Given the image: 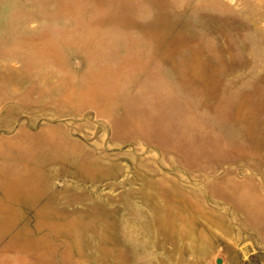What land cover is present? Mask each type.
<instances>
[{
	"label": "rangeland",
	"instance_id": "obj_1",
	"mask_svg": "<svg viewBox=\"0 0 264 264\" xmlns=\"http://www.w3.org/2000/svg\"><path fill=\"white\" fill-rule=\"evenodd\" d=\"M0 264H264V0H0Z\"/></svg>",
	"mask_w": 264,
	"mask_h": 264
},
{
	"label": "water",
	"instance_id": "obj_2",
	"mask_svg": "<svg viewBox=\"0 0 264 264\" xmlns=\"http://www.w3.org/2000/svg\"><path fill=\"white\" fill-rule=\"evenodd\" d=\"M218 262H222L221 258L218 259Z\"/></svg>",
	"mask_w": 264,
	"mask_h": 264
}]
</instances>
